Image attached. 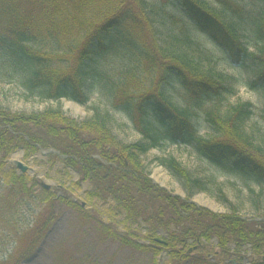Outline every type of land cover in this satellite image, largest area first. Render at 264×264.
Masks as SVG:
<instances>
[{
	"label": "trees",
	"instance_id": "trees-1",
	"mask_svg": "<svg viewBox=\"0 0 264 264\" xmlns=\"http://www.w3.org/2000/svg\"><path fill=\"white\" fill-rule=\"evenodd\" d=\"M168 1L179 5L196 29L211 37L234 64L252 59L259 67L253 85L264 84V0L262 14L253 22L258 45L253 53L247 52L236 29L235 19L242 18L243 10L232 0H212L219 11L206 0ZM156 14V7L146 0H0V59L22 73L29 94L35 92L42 99L85 105L98 63L126 48L129 56L124 76L116 82L109 76L108 89L115 106L129 115L146 142H117L107 114L79 123L58 112L44 116L0 112V179L7 177L5 160L18 146H24L28 154L54 149L65 157V168L78 173L79 181L73 186L82 182L93 185L89 200L109 198L114 204L112 211L124 217L125 225L145 226L148 244L132 239L128 234L134 231L117 235L114 221L108 226L100 221L103 234L117 239L121 246L155 257L168 251L169 264H209L204 253L190 255V250L201 240L204 249L215 239L226 257L240 261L249 250L255 257L251 264H264V218L249 222L235 213L216 215L197 208L153 185L143 171L141 157L148 149L170 143L193 147L212 165L229 167L244 178L264 183V151L243 130L252 106L240 104L225 115L211 108L206 121L216 135L200 136L192 124L191 109L220 98L226 89L224 78L203 72L193 58L180 51L182 39L190 45L187 35L159 44L152 21ZM225 15H230L231 21ZM44 44L47 50H42ZM100 74L107 80L108 73L102 68ZM147 77L148 85L143 86ZM172 79L184 91L188 103L184 107L176 106L164 91ZM162 161L160 165L180 180L188 195L198 188L199 181L174 159ZM26 181L12 173L9 183L26 187ZM43 194L44 201L61 202L82 219H90L85 204L60 192L45 190ZM55 220L52 210L41 215L32 229L20 236L9 263L21 264L27 259ZM160 230L167 233L166 241L156 238Z\"/></svg>",
	"mask_w": 264,
	"mask_h": 264
},
{
	"label": "rangeland",
	"instance_id": "rangeland-1",
	"mask_svg": "<svg viewBox=\"0 0 264 264\" xmlns=\"http://www.w3.org/2000/svg\"><path fill=\"white\" fill-rule=\"evenodd\" d=\"M146 1L157 9V14L152 17V21L159 44H169L173 38H182L183 35H187L190 45L182 39V43L179 44L180 51L193 58L203 72L209 71L224 78L226 89L220 98L205 101L199 107L191 109V121L198 134L206 138L216 135L206 121V112L211 108L215 107L222 115H225L232 107L248 103L253 106V114L243 124V130L251 141L256 146H261L264 151V84L253 87L259 70L258 65L252 59L245 58L240 66H235L229 55L208 35L198 31L183 9L175 2ZM206 1L212 9L219 11L220 8L214 1ZM232 1L243 10L242 18L232 21L236 24L243 43L248 47V52L252 53L258 46L253 34V22L262 14L263 1ZM225 16L226 20L231 21L230 15ZM112 41L118 44L117 38H113ZM47 49L48 46L44 44L42 50ZM128 56L129 53L124 48L123 52H116L104 59L102 63H98V70L93 74L95 80L91 81L88 91L89 101L85 105L66 99H42L35 92L29 94L22 73L14 71L6 59L1 58L0 112L14 116H44L58 112L69 120L79 123L89 121L96 115L107 114L110 117L111 134L117 142L123 145L146 143L129 115L115 106L109 91L111 87L109 76L114 82L122 79ZM92 66L94 65L91 64L90 68ZM101 68L108 73L107 80L101 76ZM149 79V77L144 79L143 86L148 85ZM164 91L176 106L184 107L188 104L184 91L178 86L176 80H170ZM66 103L80 107L83 115L73 114L72 110L66 109ZM52 150L56 151L49 149L42 152ZM28 152L29 150L24 146H18L4 163V172L7 177L2 176L3 178L0 179V264H10L9 257L17 248L20 236L28 229H32L39 217L49 210L54 212L55 222L46 232H43L38 246L21 264H169L168 251H161L160 255L155 257L151 253L136 252L123 247L117 239L103 234L100 221L107 226L114 221L117 235L134 231L133 235L128 234L132 239L148 244V241L144 239L146 229H141V224L139 228L136 226L129 228L125 225L124 217L112 211L114 204L109 198L104 201L88 199V194L93 187L90 182H82L77 187L73 186L80 177L76 171L65 168L63 157L56 154L54 157L51 153L42 154L41 151L30 154ZM18 154L21 155L20 158H15L14 156ZM168 159H174L192 179L199 181L198 188L192 190L191 194H187L180 180L171 171L160 165V161ZM141 161L143 171L152 184L161 187L171 196H181L182 200H189L197 208L216 215L235 213L249 222L264 218V183L259 184L252 179L244 178L229 167L212 165L201 159L193 147L166 143L158 148H149L141 157ZM18 163L27 168L25 173L17 169ZM157 169H160L162 175L159 182L154 179ZM12 173L26 178V187L12 186L9 183ZM45 190L57 195L60 192L73 201L85 204V210L90 219H82L61 202L55 201L52 204L48 200L44 201ZM169 227L175 230L172 225ZM156 235V238L161 240L168 239L167 233L163 230L158 231ZM25 237L26 235L23 236ZM201 242L190 250V255L202 252L209 264H231V262L250 264L255 259L248 253L240 261L235 257H226L218 249L215 239L204 249L201 245L206 244L203 240Z\"/></svg>",
	"mask_w": 264,
	"mask_h": 264
},
{
	"label": "bare ground",
	"instance_id": "bare-ground-1",
	"mask_svg": "<svg viewBox=\"0 0 264 264\" xmlns=\"http://www.w3.org/2000/svg\"><path fill=\"white\" fill-rule=\"evenodd\" d=\"M139 76L140 77H144L145 75L139 74ZM66 109L72 110L73 114H75V115H83L82 109L80 107H78V106L73 105V104L66 103ZM20 156L21 155L18 154V155H15L14 157L15 158H20ZM160 172H161L160 169H157L155 171L154 179H155L156 182H159L160 177H162V175L160 174Z\"/></svg>",
	"mask_w": 264,
	"mask_h": 264
},
{
	"label": "water",
	"instance_id": "water-1",
	"mask_svg": "<svg viewBox=\"0 0 264 264\" xmlns=\"http://www.w3.org/2000/svg\"><path fill=\"white\" fill-rule=\"evenodd\" d=\"M55 154H57V153H55ZM17 168H18L19 170H21V172H23V173H25V172L27 171V168L22 167V165H21L20 163L17 164ZM180 197H181V196H180Z\"/></svg>",
	"mask_w": 264,
	"mask_h": 264
}]
</instances>
